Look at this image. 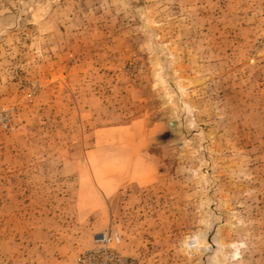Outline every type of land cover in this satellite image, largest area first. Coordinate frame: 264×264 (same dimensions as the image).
I'll list each match as a JSON object with an SVG mask.
<instances>
[{
    "label": "rangeland",
    "instance_id": "1",
    "mask_svg": "<svg viewBox=\"0 0 264 264\" xmlns=\"http://www.w3.org/2000/svg\"><path fill=\"white\" fill-rule=\"evenodd\" d=\"M0 118V264H264V0H0Z\"/></svg>",
    "mask_w": 264,
    "mask_h": 264
},
{
    "label": "built area",
    "instance_id": "2",
    "mask_svg": "<svg viewBox=\"0 0 264 264\" xmlns=\"http://www.w3.org/2000/svg\"><path fill=\"white\" fill-rule=\"evenodd\" d=\"M4 127L7 124L0 118ZM121 237L118 231L108 228L94 233L91 246L82 251L75 264H139L135 258L123 255L119 246Z\"/></svg>",
    "mask_w": 264,
    "mask_h": 264
},
{
    "label": "crops",
    "instance_id": "3",
    "mask_svg": "<svg viewBox=\"0 0 264 264\" xmlns=\"http://www.w3.org/2000/svg\"><path fill=\"white\" fill-rule=\"evenodd\" d=\"M32 257H33V255H32ZM16 264H19V263H16ZM22 264H25V263H22ZM27 264H37V263H30V262H27ZM52 264H59V261H55L54 263L52 262Z\"/></svg>",
    "mask_w": 264,
    "mask_h": 264
}]
</instances>
